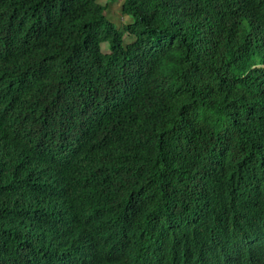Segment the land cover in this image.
<instances>
[{"label":"trees","instance_id":"16d2710c","mask_svg":"<svg viewBox=\"0 0 264 264\" xmlns=\"http://www.w3.org/2000/svg\"><path fill=\"white\" fill-rule=\"evenodd\" d=\"M98 1L0 0V264H264V0Z\"/></svg>","mask_w":264,"mask_h":264},{"label":"rangeland","instance_id":"374dc122","mask_svg":"<svg viewBox=\"0 0 264 264\" xmlns=\"http://www.w3.org/2000/svg\"><path fill=\"white\" fill-rule=\"evenodd\" d=\"M98 2L103 6L104 5L108 6L115 20L116 18L117 19L119 18L122 0H99ZM101 51L103 53H106L108 51L107 44L105 43L101 44Z\"/></svg>","mask_w":264,"mask_h":264},{"label":"clouds","instance_id":"9594fccd","mask_svg":"<svg viewBox=\"0 0 264 264\" xmlns=\"http://www.w3.org/2000/svg\"><path fill=\"white\" fill-rule=\"evenodd\" d=\"M106 44V43H105Z\"/></svg>","mask_w":264,"mask_h":264}]
</instances>
